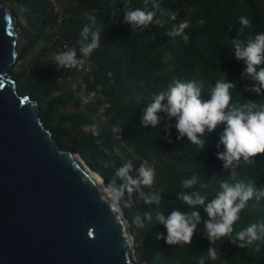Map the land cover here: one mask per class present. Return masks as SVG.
Segmentation results:
<instances>
[{
  "label": "trees",
  "instance_id": "1",
  "mask_svg": "<svg viewBox=\"0 0 264 264\" xmlns=\"http://www.w3.org/2000/svg\"><path fill=\"white\" fill-rule=\"evenodd\" d=\"M3 1L31 33L8 74L117 195L138 263L264 264V0H61L60 25Z\"/></svg>",
  "mask_w": 264,
  "mask_h": 264
},
{
  "label": "water",
  "instance_id": "2",
  "mask_svg": "<svg viewBox=\"0 0 264 264\" xmlns=\"http://www.w3.org/2000/svg\"><path fill=\"white\" fill-rule=\"evenodd\" d=\"M18 23L0 3V264H136L117 195L59 148L8 74L22 50Z\"/></svg>",
  "mask_w": 264,
  "mask_h": 264
},
{
  "label": "built area",
  "instance_id": "3",
  "mask_svg": "<svg viewBox=\"0 0 264 264\" xmlns=\"http://www.w3.org/2000/svg\"><path fill=\"white\" fill-rule=\"evenodd\" d=\"M60 2H61V0H50V5H51L52 10H53L54 14H56L59 18L58 23H57L58 25H60V21H61L60 16L62 13V8H61ZM63 50L69 55L72 53L71 47L66 42L63 45ZM78 68H80V69L83 68L85 70V72H88V73L90 71L89 64L87 62H84V61L80 62ZM91 96L99 99V104L96 108L95 115H97L100 118L101 122L104 123L106 120V113H107L108 109H110L109 100L103 95L96 94V92H93L91 94ZM121 131L122 130H120V129L112 127V133L114 134V137L119 141H122ZM139 180L143 181L144 179L140 178Z\"/></svg>",
  "mask_w": 264,
  "mask_h": 264
},
{
  "label": "rangeland",
  "instance_id": "4",
  "mask_svg": "<svg viewBox=\"0 0 264 264\" xmlns=\"http://www.w3.org/2000/svg\"><path fill=\"white\" fill-rule=\"evenodd\" d=\"M3 4H6V5H10V6H12V8H13V10L16 12V14H17V16H18V18H19V22H21V24L25 27V26H27L26 25V22L24 21V18H23V13H22V9L19 7V6H16V5H12L9 1H3L2 2ZM20 32H21V36H22V42H25V41H27L28 40V38H29V35L31 34V33H29V31L27 30V29H20ZM39 47H40V45H39ZM78 70V72L80 71L81 72V69L80 68H78L77 69ZM80 75V73H76L75 74V76H74V79H72L70 82H66V84H65V89H71L72 87H73V85L75 84V79L78 77ZM178 89V88H177ZM88 129H91V128H88ZM125 210H126V212H127V215L128 216H131L132 215V212H131V210L129 209V206H126V208H125ZM129 224V223H128ZM129 230H130V234H131V237H132V244H133V249H134V246H135V244H134V236L133 235H136V234H138L139 232H138V228L135 226V227H133V231L131 232V228H130V225H129ZM134 258H135V261H136V264H139L138 263V259H137V257H138V252L136 251V250H134Z\"/></svg>",
  "mask_w": 264,
  "mask_h": 264
},
{
  "label": "bare ground",
  "instance_id": "5",
  "mask_svg": "<svg viewBox=\"0 0 264 264\" xmlns=\"http://www.w3.org/2000/svg\"><path fill=\"white\" fill-rule=\"evenodd\" d=\"M98 180H99V178H98ZM100 181V180H99Z\"/></svg>",
  "mask_w": 264,
  "mask_h": 264
}]
</instances>
